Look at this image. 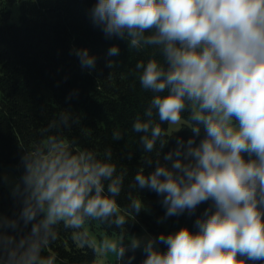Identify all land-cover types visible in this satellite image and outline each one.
<instances>
[{
	"label": "clouds",
	"instance_id": "9594fccd",
	"mask_svg": "<svg viewBox=\"0 0 264 264\" xmlns=\"http://www.w3.org/2000/svg\"><path fill=\"white\" fill-rule=\"evenodd\" d=\"M90 19L106 39L154 50L135 65L142 89L153 93L145 119L133 124L143 151L153 153L158 142L165 149L172 137L164 138L163 124L184 122L191 132L187 140L176 137L163 162L160 152L155 160L146 156L152 170L137 172L130 187L162 197L157 223L208 207L195 220L196 231L182 226L155 237L129 235L130 220L146 210L143 199L129 196L122 211L125 173L117 174L111 150L101 157L62 137L60 130L75 123L62 113L21 157L22 208L13 218L0 213V264H59L45 252L60 224L115 264H131L135 257L125 262L126 252L141 245L142 264H264V0H95ZM119 52L113 44L107 56ZM73 54L82 70H95L89 49ZM93 224L114 234L106 230L97 240Z\"/></svg>",
	"mask_w": 264,
	"mask_h": 264
},
{
	"label": "trees",
	"instance_id": "16d2710c",
	"mask_svg": "<svg viewBox=\"0 0 264 264\" xmlns=\"http://www.w3.org/2000/svg\"><path fill=\"white\" fill-rule=\"evenodd\" d=\"M14 3L18 5V19L10 21ZM94 3L95 0H0V170H15L20 184L24 172L21 157L42 141V129L60 114H68L75 123L59 134L66 140L75 138L78 148L95 151L101 157L110 149L117 174L125 173L118 197L122 211L129 204V196L143 199L146 210L130 220L128 233L145 228L155 237L182 226L196 231L194 222L207 203L201 204L194 215L186 212L167 218L164 226L157 223L165 212L162 197L148 189L130 187L137 172L147 174L152 170L144 166L146 156L155 160L156 152H160L163 162V155L175 147L176 137L187 140L191 132L183 122L176 134H168L167 124H163L164 138L172 137L165 149H160L158 142L153 153L143 151L142 133L134 132L133 124L137 117L145 119L144 111L153 93L142 89L135 65L147 61L154 50H137L128 47L127 41L106 39L91 23ZM113 44L119 46V55L108 57ZM81 48L89 49L97 58L95 70L81 69L73 54ZM109 60L113 61L111 68L106 66ZM114 132H120L123 138L113 140ZM129 153L132 159L127 158ZM21 208L22 197L2 184L0 174V213L13 218ZM91 227L114 234L107 225ZM56 231L57 239L45 254H55L59 264H101L91 247H82L74 239L71 229L60 224ZM159 246L165 250V245ZM145 255L143 249L129 250L125 262L134 256L131 264H142Z\"/></svg>",
	"mask_w": 264,
	"mask_h": 264
},
{
	"label": "rangeland",
	"instance_id": "374dc122",
	"mask_svg": "<svg viewBox=\"0 0 264 264\" xmlns=\"http://www.w3.org/2000/svg\"><path fill=\"white\" fill-rule=\"evenodd\" d=\"M19 14V10H18V5L17 3H14L11 6V16H10V21H14L18 19V15ZM183 123V122H182ZM181 125H174V126H170L167 125V133L168 134H176V132L178 131V129L180 128ZM0 174L2 177V184L11 192V193H16L17 190V185L19 184V179H18V174L15 170L11 169V168H7V167H2L0 170ZM164 226H167V223L165 221H163ZM89 231L90 234L93 238L99 240L100 238H102L105 233L100 230V228L98 227H89ZM129 235L135 236L137 238H145L149 235L153 236L149 231H147L145 228H142L141 230H139L138 232H134V233H129ZM126 239H130L131 237H129L127 234L125 235ZM126 244H128V241H125ZM160 247V246H159ZM139 249H143V245H141V248ZM160 249L162 250V248L160 247ZM97 253V252H96ZM97 258L100 261L101 264H115V258L112 256H107L104 257L101 254L97 253Z\"/></svg>",
	"mask_w": 264,
	"mask_h": 264
}]
</instances>
